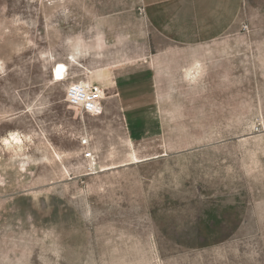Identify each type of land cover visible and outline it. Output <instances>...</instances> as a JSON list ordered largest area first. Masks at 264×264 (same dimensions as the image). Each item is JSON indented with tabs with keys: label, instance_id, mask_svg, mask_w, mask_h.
I'll list each match as a JSON object with an SVG mask.
<instances>
[{
	"label": "rangeland",
	"instance_id": "rangeland-1",
	"mask_svg": "<svg viewBox=\"0 0 264 264\" xmlns=\"http://www.w3.org/2000/svg\"><path fill=\"white\" fill-rule=\"evenodd\" d=\"M172 44L141 0H0V264H264V0Z\"/></svg>",
	"mask_w": 264,
	"mask_h": 264
},
{
	"label": "crops",
	"instance_id": "crops-1",
	"mask_svg": "<svg viewBox=\"0 0 264 264\" xmlns=\"http://www.w3.org/2000/svg\"><path fill=\"white\" fill-rule=\"evenodd\" d=\"M242 0H141L146 21L173 44L161 52L194 49L230 30ZM160 56V55H159Z\"/></svg>",
	"mask_w": 264,
	"mask_h": 264
},
{
	"label": "built area",
	"instance_id": "built-area-1",
	"mask_svg": "<svg viewBox=\"0 0 264 264\" xmlns=\"http://www.w3.org/2000/svg\"><path fill=\"white\" fill-rule=\"evenodd\" d=\"M102 89L98 86L87 89L85 85L76 83L71 86L68 92V99L74 105H82L83 109L93 112L99 107V100Z\"/></svg>",
	"mask_w": 264,
	"mask_h": 264
}]
</instances>
